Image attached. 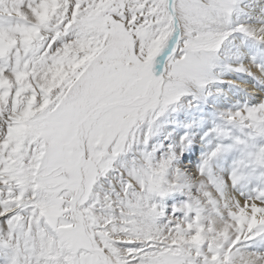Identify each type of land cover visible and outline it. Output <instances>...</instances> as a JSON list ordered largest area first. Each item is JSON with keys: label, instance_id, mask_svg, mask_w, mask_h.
I'll use <instances>...</instances> for the list:
<instances>
[{"label": "snow or ice", "instance_id": "1", "mask_svg": "<svg viewBox=\"0 0 264 264\" xmlns=\"http://www.w3.org/2000/svg\"><path fill=\"white\" fill-rule=\"evenodd\" d=\"M0 264H264V0H0Z\"/></svg>", "mask_w": 264, "mask_h": 264}]
</instances>
